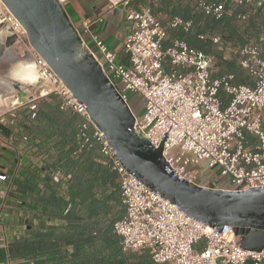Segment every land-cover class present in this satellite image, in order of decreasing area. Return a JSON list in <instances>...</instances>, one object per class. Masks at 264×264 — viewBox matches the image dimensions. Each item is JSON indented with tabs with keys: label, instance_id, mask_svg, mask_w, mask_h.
<instances>
[{
	"label": "built area",
	"instance_id": "built-area-1",
	"mask_svg": "<svg viewBox=\"0 0 264 264\" xmlns=\"http://www.w3.org/2000/svg\"><path fill=\"white\" fill-rule=\"evenodd\" d=\"M108 1L112 6L121 3L126 8L125 17L131 28L122 50L127 63L119 61L117 54L91 33L89 20L76 27L81 37L89 36L88 42L82 38L86 48L124 100L127 102L128 93H139L144 98L141 115H134L133 128L152 146L162 143L166 170L179 179L205 186L200 181L201 172L217 168L221 177L229 178L231 187L218 184L215 188L237 191L264 187V60L258 55V47L245 44L238 49L239 65L252 77V85L236 83L232 74L212 77L211 59L186 41L175 38L170 45H163L166 30L149 7H130L132 0ZM198 5L215 18L223 11L221 4L199 0ZM169 25L187 30L190 22L173 17ZM0 28L6 38L13 39L12 46L26 43L25 30L1 1ZM212 40L216 42L217 37ZM25 51L30 54L40 81L23 87L27 91L25 98L15 96L11 109H25L28 119L33 120L38 100L55 95L59 109L80 117L75 135L78 151L88 142L85 131L93 130L101 146L102 162L109 164L117 176L124 213L113 228L124 252L145 249L157 264L264 262V250L243 249L244 236L235 234L231 225L217 230L194 219L131 174L93 125L84 106L29 44ZM221 91L229 96L225 105ZM250 136L257 140L253 146L249 145ZM22 139L27 140V136ZM4 181L6 175L1 172L0 182ZM6 191L5 186L0 187V194Z\"/></svg>",
	"mask_w": 264,
	"mask_h": 264
},
{
	"label": "trees",
	"instance_id": "trees-1",
	"mask_svg": "<svg viewBox=\"0 0 264 264\" xmlns=\"http://www.w3.org/2000/svg\"><path fill=\"white\" fill-rule=\"evenodd\" d=\"M209 16L212 18L206 21L217 26L221 16ZM163 26L166 36L174 37L175 31ZM189 27L178 30V38L197 50V30L192 32ZM37 106L35 119L25 116L24 130L31 138L40 139L39 149L54 138L59 154L40 167L25 163L14 179L11 162L5 172L1 171L6 175L5 185L12 183L19 193L20 209L30 217L25 218L20 234L0 245V264H157L145 249L122 250L113 228L124 213L117 176L109 164L96 159L101 146L93 130L85 131L88 142L78 151L75 135L80 117L59 109L55 95L39 99ZM56 170L65 178L55 179ZM9 195L12 198L13 193Z\"/></svg>",
	"mask_w": 264,
	"mask_h": 264
},
{
	"label": "water",
	"instance_id": "water-1",
	"mask_svg": "<svg viewBox=\"0 0 264 264\" xmlns=\"http://www.w3.org/2000/svg\"><path fill=\"white\" fill-rule=\"evenodd\" d=\"M19 21L26 42L46 62L121 163L138 180L196 220L217 230L228 224L247 251L264 250V187L226 190L179 179L166 170L162 143L152 146L134 130V113L92 55L59 0H0ZM89 51V50H88ZM24 56H30L25 51ZM0 123V134L10 136Z\"/></svg>",
	"mask_w": 264,
	"mask_h": 264
},
{
	"label": "crops",
	"instance_id": "crops-1",
	"mask_svg": "<svg viewBox=\"0 0 264 264\" xmlns=\"http://www.w3.org/2000/svg\"><path fill=\"white\" fill-rule=\"evenodd\" d=\"M199 0H132L130 7L139 8L141 5L147 6L163 25L175 31L174 37L167 36L163 40V45L168 46L175 38H178V30L181 27H168L173 17H180L192 22L190 26L193 30H197L195 37L198 42L196 49L203 57L211 59V76L219 77L226 74H232L233 80L237 83L252 85L253 79L248 72L239 65L240 55L237 52L239 46L252 44L258 47V55L264 60V0H204L215 4L223 5V14L219 19V24L215 26L208 23L206 19L211 16L206 15L198 8ZM66 11L72 22L79 28L83 20H89V29L93 35L103 41L107 48L117 54V59L124 62L126 55L122 50V44L125 36L130 32V22L126 20V8L121 3L111 5L108 0H69L66 4ZM201 14V15H200ZM245 16V18H241ZM199 17L198 20L196 18ZM212 18V17H211ZM215 19V18H214ZM189 27V28H190ZM198 30H202L198 32ZM89 40V36L86 35ZM217 37L214 42L212 38ZM93 46V45H92ZM168 70V65H165ZM47 99V98H46ZM229 96L221 93L222 104L228 102ZM264 125V110H263ZM75 126V125H74ZM27 132L24 125L21 130L14 133V144L12 150L1 147L0 152V172L6 170L9 166L8 155L16 154L11 161L12 179L19 176L22 166L25 163L31 165L42 166L50 164L59 154V147L55 145V140H48L41 145L44 148H38L39 138H31L28 135L27 141L22 143V134ZM7 139V138H6ZM257 143L255 137H249V145L253 146ZM22 146H25L22 148ZM10 148V147H9ZM97 160L103 161L101 153ZM7 164H3V163ZM3 169V170H2ZM50 171V170H47ZM58 178L64 177V173L56 170L53 172ZM65 178V177H64ZM10 191L16 199L10 201L7 197L0 200L1 210L5 207L14 209L11 219L15 221L25 222V218L30 217V213H23L20 209L19 193L15 186L10 183ZM205 186H210L204 183ZM5 186L4 182H0V187ZM9 187V186H8ZM35 223L36 221L32 219ZM54 222H50V224ZM264 264V262L262 263Z\"/></svg>",
	"mask_w": 264,
	"mask_h": 264
},
{
	"label": "rangeland",
	"instance_id": "rangeland-1",
	"mask_svg": "<svg viewBox=\"0 0 264 264\" xmlns=\"http://www.w3.org/2000/svg\"><path fill=\"white\" fill-rule=\"evenodd\" d=\"M68 1L69 0H61V3L65 7V9H66V4ZM4 37H5V39H3ZM4 37H2L0 40V51L2 53H5L8 45H9L8 42L10 41L9 38H6V35ZM82 38L88 42V38L86 37V35L83 34ZM7 40H8V42H7ZM5 43H7V44H5ZM26 43L25 44L19 43V44L13 45L12 49H11L13 54L17 57L25 58L24 52L26 50V45H27ZM90 47L93 51L95 50V48L92 45H90ZM127 61H128V59H127V55H126L124 62L127 63ZM3 62L4 61L0 60V94L5 93L8 95H13V97L20 96L21 99L25 98L27 91L22 90V89H24L23 88L24 86L28 87L29 85H31V83H33V80H34V76H33L30 80V84L28 86L26 85L27 78H26L24 71L29 68L28 67L29 65L19 62L17 64L18 69L13 71L12 73H9V70H10L9 66L10 65H8L6 62H4V63ZM11 62H12V60H10V63ZM2 78L7 79V80L5 81ZM14 85L18 86V87L15 88ZM117 86L119 88L121 87L120 81H117ZM127 103H128L130 109L132 110V112L134 113L135 116L141 115L142 110H143V106H144V98L142 97V95H140L139 93H128ZM13 107H14V105H12L11 102H8L7 104L0 106V122L3 125H5L11 129L9 137H5L2 134H0V148L6 147V149H8L10 151L12 150L11 149L12 144H14V133L21 130V128L23 127V124H24V118L26 116V110L25 109H22L20 107H18V108L15 107L14 109H11ZM24 135L27 136V138H28V134H26V133L22 134V136H24ZM26 141L27 140L22 139L21 142L24 143ZM24 147L25 146H22V148H24ZM7 157L9 159V161L7 163H10L11 162L10 160H12L13 157H16V154H15V152L14 153L10 152V155H8ZM7 163L4 162L3 164H7ZM3 172H5V170H3ZM200 181L202 183H206L210 186H217L218 184H222L225 188L231 187V183L229 181V178L221 177L219 175V170L217 168L204 169L200 174ZM6 186H7L6 187L7 191H6V193L3 192V194H0V200L5 199L6 197L11 198V195H9L11 192L10 191V184L8 183V185H6ZM11 199H16V197L12 196ZM11 199H9V200H11ZM13 214H14V209H12L11 207H5V208H3V210H1V207H0V245H5L13 236L20 234L23 231V229L25 228V225L22 221H20V220L15 221L14 219H11ZM8 264H11V262H8ZM246 264H249V262H247Z\"/></svg>",
	"mask_w": 264,
	"mask_h": 264
},
{
	"label": "bare ground",
	"instance_id": "bare-ground-1",
	"mask_svg": "<svg viewBox=\"0 0 264 264\" xmlns=\"http://www.w3.org/2000/svg\"><path fill=\"white\" fill-rule=\"evenodd\" d=\"M59 1L61 2V0H59ZM5 35L6 34L4 33V30H2V28H0V40ZM3 39H5V37ZM7 42H8V40H7ZM12 42H13V39L8 42L9 45H8L7 50L5 51V53H2L0 51V60L4 61L8 65H10L9 66L10 67L9 73H12L13 71H15V70L18 69V65L17 64L19 62H21L23 64H28L29 65L28 66L29 68L26 69V70L24 69L25 70L24 73H25L26 78H27L26 85L28 86L30 84V80H31V78L33 76H34V80H33V83H31V84L37 85L40 80H39V76L37 75V72L35 70L34 64H33L32 60H31V57L30 56H27L25 58H22V57L15 56L13 54V52L11 51V49H12ZM5 44H7V43H5ZM89 52L90 51H88V49H87V53L88 54L91 53V52L90 53ZM9 59L12 60L11 63H10V60ZM2 79H4V78H2ZM4 80L6 81L7 79H4ZM14 87L17 88L18 86H15L14 85ZM8 102L15 103V97H13V95H8V94H5V93L0 94V106L1 105H4V104H7Z\"/></svg>",
	"mask_w": 264,
	"mask_h": 264
}]
</instances>
